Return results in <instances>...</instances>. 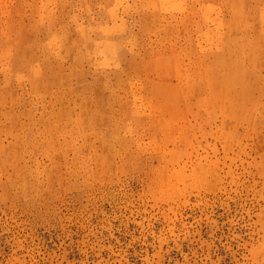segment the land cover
<instances>
[{"label": "rangeland", "instance_id": "obj_1", "mask_svg": "<svg viewBox=\"0 0 264 264\" xmlns=\"http://www.w3.org/2000/svg\"><path fill=\"white\" fill-rule=\"evenodd\" d=\"M263 6L0 0V264H264Z\"/></svg>", "mask_w": 264, "mask_h": 264}, {"label": "bare ground", "instance_id": "obj_2", "mask_svg": "<svg viewBox=\"0 0 264 264\" xmlns=\"http://www.w3.org/2000/svg\"><path fill=\"white\" fill-rule=\"evenodd\" d=\"M42 1H43V0H42ZM46 2H47V0H46ZM117 2H118V1H117ZM37 3H38V2H37ZM41 3H42V2H41ZM51 3H52V2H51ZM113 3H114V2H113ZM115 3H116V2H115ZM43 4H44V2H43ZM95 4H96V3H95ZM41 5H42V4H41ZM45 5H46V4H45ZM51 5H52V4H51ZM99 5H100V4H99ZM115 5H116V4H115ZM94 6H95V5H94ZM113 6H114V5H113ZM116 6H117V5H116ZM116 6H115V7H116ZM240 6H241V8H242V5H240ZM38 7H39V3H38ZM41 7H42V6H41ZM43 7H45V6H43ZM46 7H47V5H46ZM46 7H45V8H46ZM50 7H52V6H50ZM53 7H54V6H53ZM103 7H104V6H103ZM111 7H112V6H111ZM238 7H239V6H238ZM238 7H237V8H238ZM263 7H264V6H263ZM45 8H41V10H42V9H45ZM48 8H49V6H48ZM38 9H39V8H38ZM46 9H47V8H46ZM92 9H93V8H92ZM97 9H98V8H97ZM111 9L113 10V7H112ZM116 9H117V8H116ZM39 10H40V9H39ZM41 10H40V11H41ZM55 10H57V9L55 8ZM55 10H53V12H54ZM112 10H111V13H110V14H113V11H114V10H113V11H112ZM241 10H242V9H241ZM45 11H46V10H45ZM50 12H51V11H50ZM55 12H56V11H55ZM115 12H116V10L114 11V14H115ZM237 12H238V11H237ZM240 12H241V11H240ZM44 13H46V12H44ZM51 13H52V12H51ZM261 13H262V12H261ZM261 13H260V14H261ZM40 14H41V13H40ZM49 14H50V13H48V16L50 17L51 14H50V15H49ZM114 14H113V15H114ZM239 14H240V13H239ZM43 15H45V14H43ZM46 15H47V13H46ZM46 15H45V16H46ZM52 15H53V14H52ZM45 16H44V17H45ZM53 16H54V15H53ZM55 16L59 17V16H61V15H57V14H55ZM55 16H54V18H55ZM39 17H40V15H39ZM94 17H95V16H94ZM111 17H112V16H111ZM262 17H264V15H263ZM41 18H43V16H41L39 20H43V21H44V19H41ZM46 18L48 19L47 16H46ZM52 19H53V18H52ZM93 19H94V18H93ZM263 19H264V18H263ZM103 20H104V18H103ZM47 21H48V20H47ZM49 21H51V20H49ZM40 22H41V21H40ZM42 23H43V22H42ZM38 25H39V23H38ZM103 25H104V24H103ZM103 25H102L101 27H103ZM36 27H37V26H35V27L33 28V30H34ZM93 27H94V26H93ZM95 28H96V27H95ZM37 29H38V28H37ZM56 30H57V29H56ZM56 30H55V31H56ZM35 31H37V30L35 29ZM103 32H104V31H103ZM63 33H64V32H63ZM43 34H44V31H43ZM54 34L57 36V33H56V32H54ZM54 34L52 33L53 36L51 35V37H52L53 39H55V38H54V37H55ZM60 34H61V35H59L60 37L57 36L56 38H59V39L62 38V36H63L64 34H62V32H61ZM29 35H30V33H29ZM36 35H37V34H36ZM40 35H41V34H40ZM81 35H82V34H81ZM30 36H31V35H30ZM30 36H29V37H30ZM34 36H35V34H34ZM34 36H33V37H34ZM47 37H48V36H47ZM81 37H82V36H81ZM31 38H32V37H31ZM83 38H84V37H82V39H83ZM246 38H247V37H246ZM0 39H1V38H0ZM3 39H4V38H3ZM33 39H34V38H33ZM49 39H50V37H49L47 40H44V41H46L45 43H47V41H48ZM63 39H64V37H63ZM63 39H62V40H63ZM55 40H57V39H55ZM65 40H66V39H65ZM105 40H106V39H105ZM247 40H248V39H247ZM30 41H31V40H29V42H30ZM49 42H50V44H51V43H52V40L49 41ZM96 42H97V40H96ZM101 42H104V43H105L106 41H101ZM36 43H37V42H36ZM55 43H56V42H55ZM3 44H4V43H3ZM34 44H35V43H34ZM39 44H40V43H39ZM53 44H54V42H53ZM119 44H120V43H119ZM47 45H49V43H47ZM58 45L60 46L61 44L59 43ZM62 45H63V44H62ZM84 45H85V44H84ZM116 45H117V44H116ZM244 45H245V44H244ZM51 46H52V45H51ZM2 47H3V45H2ZM2 47H1V49H2ZM56 47H57V45L55 44V48H56ZM80 47H81V46H80ZM40 48H41V47H40ZM52 48H53V46H52ZM52 48H51V49H52ZM57 48H58V47H57ZM85 48H86V47H85ZM85 48H84V49H85ZM244 48H245V47H244ZM86 49H88V48H86ZM55 50H56V49H55ZM81 50H83V49H81ZM11 51H12V49H11ZM52 51H53V50H52ZM78 51H80V48L78 49ZM84 51H85V50H84ZM84 51H83V52H84ZM86 51H87V50H86ZM86 51H85V52H86ZM97 51H98V50H97ZM88 52H89V51H88ZM7 53H8V52H7ZM7 53H6V55H7ZM81 53H82V52H81ZM97 53H98V52H97ZM46 54H47V53H46ZM86 54H87V53H86ZM9 55H10V56H9V59H10V57H11L12 55H11V54H9ZM74 55H76V54H74ZM80 55H81V54H80ZM84 55H85V54H84ZM88 55H90V54H88ZM78 56H79V54H78ZM85 56H86V55H85ZM85 56H84V58H86ZM7 57H8V55H7ZM12 57H13V56H12ZM80 57H81V56H80ZM91 57H92V56H91ZM39 58H40V57H39ZM55 58H57V57H55ZM78 58H79V57H78ZM84 58H82V59L85 61ZM57 59H58V58H57ZM60 59H61V57H60ZM60 59H59V61H60ZM75 59H76V58H75ZM75 59H73V60H75ZM82 59H80V60H82ZM89 59H90V58H89ZM54 60H56V59H54ZM61 60H62V59H61ZM8 61H9V60H7V62H8ZM52 61H53V60H52ZM62 61H64V59H63ZM87 61H88V60H86V62H87ZM37 62H38V61H37ZM75 62H76V61L73 62L72 66H77V65H76L77 63H75ZM88 62H89V61H88ZM39 63H40V62H39ZM46 63H47V62H46ZM52 63H53V62H52ZM52 63H51V64H52ZM74 63H75V65H74ZM78 63H79V62H78ZM81 63H83V62H81ZM81 63H80V64H81ZM7 64H8V63H7ZM43 64H45V62H44ZM58 64H59V63H58ZM58 64H57V65H58ZM60 64H61V62H60ZM60 64H59V65H60ZM32 66H33V64H32ZM32 66H31V67H32ZM42 66H43V65H42ZM82 66H83V65H82ZM35 67H36V66H35ZM37 67H38V66H37ZM39 67H40V65H39ZM78 67H79V65H78ZM80 67H81V66H80ZM83 67H84V66H83ZM83 67H81V69H82ZM42 68H43V67H42ZM57 68H58V67H57ZM75 68H77V67H75ZM39 69H40V68H39ZM77 69H78V68H77ZM33 70H34V68H33ZM37 70H38V68H36V72H37ZM79 70H80V68H79ZM79 70H78V71H79ZM32 72H33V71H32ZM80 72H81V70H80ZM82 72H83V71H82ZM38 73H39V72H37V74H38ZM20 74H23V72H21ZM70 74H71V72H70ZM16 75H18V74H16ZM23 75H24V74H23ZM38 75H39V74H38ZM21 76H22V75H21ZM24 76H25V75H24ZM19 77H20V76H19ZM16 79H17V78H16ZM32 79H33V77H32ZM61 79H62V78H61ZM62 81H63V80H62ZM63 82H65V81H63ZM28 86H29V85H28ZM27 88H28V87H27ZM28 90H29V89H28Z\"/></svg>", "mask_w": 264, "mask_h": 264}]
</instances>
